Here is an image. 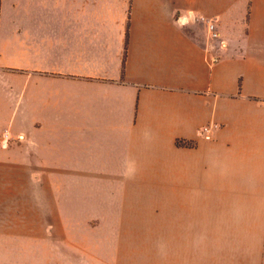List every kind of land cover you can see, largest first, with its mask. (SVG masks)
<instances>
[{
  "label": "crops",
  "instance_id": "1",
  "mask_svg": "<svg viewBox=\"0 0 264 264\" xmlns=\"http://www.w3.org/2000/svg\"><path fill=\"white\" fill-rule=\"evenodd\" d=\"M200 256L264 264V0H0V264Z\"/></svg>",
  "mask_w": 264,
  "mask_h": 264
},
{
  "label": "built area",
  "instance_id": "2",
  "mask_svg": "<svg viewBox=\"0 0 264 264\" xmlns=\"http://www.w3.org/2000/svg\"><path fill=\"white\" fill-rule=\"evenodd\" d=\"M175 23L179 26L185 28L189 27L193 23H200L205 26L206 31L208 32L213 45L211 51L214 52V62H218L221 59V55L217 54L220 51H227L229 45L226 40L222 39L221 34L218 28V20L214 18L205 17L202 15H192L190 13H182L175 16ZM217 128V125H207L200 129L199 136L205 140H211L213 131ZM12 136L8 131H5L2 135L1 146L8 147L9 142L11 141ZM19 140L24 139V135L18 137Z\"/></svg>",
  "mask_w": 264,
  "mask_h": 264
},
{
  "label": "rangeland",
  "instance_id": "3",
  "mask_svg": "<svg viewBox=\"0 0 264 264\" xmlns=\"http://www.w3.org/2000/svg\"><path fill=\"white\" fill-rule=\"evenodd\" d=\"M171 205H173V203L171 204ZM191 205H194V206H197V207H204L205 206V202H204V200L202 199H197L196 200V202H192V204ZM201 260H203V257H199V263L198 264H204V260H203V263H201L202 261ZM50 264H78V263H76V262H64V263H61V262H58V263H50ZM81 264V263H80ZM86 264H94V263H92V262H87Z\"/></svg>",
  "mask_w": 264,
  "mask_h": 264
}]
</instances>
